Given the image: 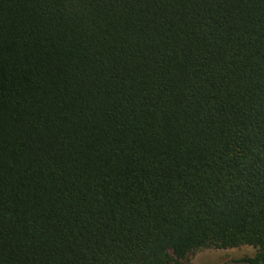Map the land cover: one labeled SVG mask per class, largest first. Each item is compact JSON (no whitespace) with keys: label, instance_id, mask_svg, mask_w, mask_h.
<instances>
[{"label":"trees","instance_id":"trees-1","mask_svg":"<svg viewBox=\"0 0 264 264\" xmlns=\"http://www.w3.org/2000/svg\"><path fill=\"white\" fill-rule=\"evenodd\" d=\"M264 264V0H0V264Z\"/></svg>","mask_w":264,"mask_h":264},{"label":"rangeland","instance_id":"rangeland-1","mask_svg":"<svg viewBox=\"0 0 264 264\" xmlns=\"http://www.w3.org/2000/svg\"><path fill=\"white\" fill-rule=\"evenodd\" d=\"M256 252L255 248L245 245L224 250L204 249L188 255L180 264H246L243 260Z\"/></svg>","mask_w":264,"mask_h":264}]
</instances>
